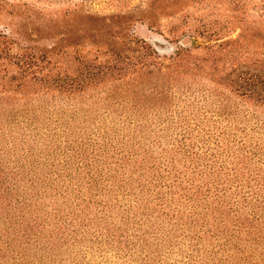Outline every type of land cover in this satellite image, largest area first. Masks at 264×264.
Returning a JSON list of instances; mask_svg holds the SVG:
<instances>
[{
	"label": "rangeland",
	"instance_id": "rangeland-1",
	"mask_svg": "<svg viewBox=\"0 0 264 264\" xmlns=\"http://www.w3.org/2000/svg\"><path fill=\"white\" fill-rule=\"evenodd\" d=\"M245 58L264 59V0H0V264H264V212L249 195L263 186L254 181L236 188L247 197L237 196L236 207L249 212L241 224L230 212L191 216V202L183 198L162 206L152 200L147 212L143 204L135 210L129 195L127 214V198L115 201L104 191L90 198L108 200L110 209L89 204L66 224L57 222L53 208L56 200L65 214L69 196L31 197L38 181H29L49 154L54 164L68 155L65 134L87 141L101 136L96 127L103 125L108 136L110 127L120 129L116 136L124 140L134 135V123L155 130L179 115L193 122L194 115L204 119L200 106L213 110L227 95L236 101L223 79L246 70L239 64ZM136 60L143 65L134 66ZM90 72L105 74L90 79ZM136 109L144 118L127 128ZM176 133L159 137L153 154L170 149ZM141 138L148 145L153 136ZM24 197L31 208L42 203L36 222L29 220L36 212L19 208ZM215 205L230 206L210 198L197 210ZM9 219L18 223L7 227ZM220 220L226 227L217 231ZM54 224L61 226L55 232ZM21 225L25 234L14 233Z\"/></svg>",
	"mask_w": 264,
	"mask_h": 264
},
{
	"label": "trees",
	"instance_id": "trees-1",
	"mask_svg": "<svg viewBox=\"0 0 264 264\" xmlns=\"http://www.w3.org/2000/svg\"><path fill=\"white\" fill-rule=\"evenodd\" d=\"M146 48L147 54H156L150 46ZM181 54L182 51L178 50L175 56ZM136 61L137 64L134 66L143 65L142 60ZM239 64L244 65L246 70L237 74L235 78L223 79L225 87H231L230 89L234 92L236 101L227 95L226 104H220L221 107L218 106L210 111L202 106L198 107V112L204 116L202 120H198L194 115L193 122H187L179 115L174 122L168 121L164 126L158 124L160 127L157 126L158 128L154 130L150 128V125L143 124L138 127L140 123H134L144 118L141 117L140 110L137 113L138 109H136L135 119L129 118L126 126L128 128L129 124L134 123L129 130L134 135L124 140L125 135H122V138L116 136L120 129H111L108 126L112 133V136H108L106 130H100L103 125L96 127V133L100 131L101 136L88 137L87 141L70 140L69 135L65 134L63 147L68 155L64 152L60 164L58 161L54 164V161L49 159V154L48 159L43 163L46 165L43 171L34 170L31 173L32 176H29L31 184L33 181L34 183L38 181L36 185L32 184L34 191L31 197L58 195L65 198L69 196L70 205L65 214H63L64 208H61L56 200H54L53 208L57 222L66 224L72 222L73 216L84 214V210L89 209V204L110 209L108 200L90 198L94 192L103 191L113 194L115 201H118L119 195L127 198L128 206L124 210L127 214L133 211L129 195L133 196L138 203L135 210L143 204L141 211L145 209L147 212L152 208L149 206L152 200L160 202L162 206L167 202H176L179 198H183L191 202L188 211L192 213L191 216L200 215L204 219L206 215L212 216L213 213H217L219 217L231 213L233 221L241 224L249 212L242 213L240 207H236L239 203L237 196L240 198L244 196L239 195L236 188L242 186L243 182L254 181L263 187L246 193L259 201L256 208L264 212V69L261 68V65H264V59L245 58ZM104 74L90 72L88 76L94 79L104 77L102 76ZM122 88L126 91V86ZM249 106H255L256 109L251 111ZM214 116L217 119L213 120ZM58 125L65 127L66 124L58 122ZM168 130L177 132L174 137L170 136L168 143L170 149L161 148V153L154 155L152 144L160 147L162 138L159 137L168 133ZM144 132L153 136L148 145L141 141L144 139L141 138ZM138 134L141 137L135 140ZM98 137L100 140L97 139ZM140 149L141 152H139ZM140 154H142L141 157L137 158ZM32 160L38 161L34 158ZM74 163L76 166L71 169L70 166ZM180 164L181 167H178ZM136 172L138 174L135 176ZM42 187H48L50 191L40 190ZM232 188H234L233 191H231ZM137 192H141V195L137 196ZM85 193L89 200L85 199ZM210 198L212 202L230 206L227 210L215 205L209 212L206 210L208 207L204 212L198 211V206L204 202L208 203ZM246 198L244 196V199ZM27 199L24 197V205L21 204L20 209H25V212L30 214L40 210L38 206L42 203L39 200H35L34 205L37 207L31 208L26 202ZM175 211L179 216L184 213L180 208ZM254 214L255 212L252 214V220L264 218L263 213L259 218H256ZM40 218L41 215L36 212V215L29 217V220L36 222ZM15 223H18L17 219L13 221L9 219L7 227L10 225L12 227ZM219 223L222 226L219 228L215 225L214 228L217 231L225 230L223 220ZM205 225L207 222L200 224V227ZM59 227H61L60 224L59 226L54 224L53 232ZM12 230L14 233L22 230V234H25L26 225ZM4 231H7V228Z\"/></svg>",
	"mask_w": 264,
	"mask_h": 264
}]
</instances>
